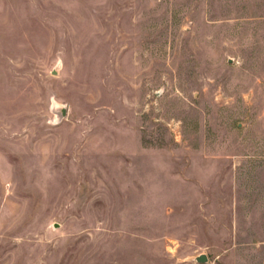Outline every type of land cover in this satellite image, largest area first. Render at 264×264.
Here are the masks:
<instances>
[{
    "label": "rangeland",
    "instance_id": "obj_1",
    "mask_svg": "<svg viewBox=\"0 0 264 264\" xmlns=\"http://www.w3.org/2000/svg\"><path fill=\"white\" fill-rule=\"evenodd\" d=\"M200 254L264 264V0H0V264Z\"/></svg>",
    "mask_w": 264,
    "mask_h": 264
},
{
    "label": "water",
    "instance_id": "obj_2",
    "mask_svg": "<svg viewBox=\"0 0 264 264\" xmlns=\"http://www.w3.org/2000/svg\"><path fill=\"white\" fill-rule=\"evenodd\" d=\"M66 114L65 108H62L59 112V117L64 118ZM194 261L200 264L206 263L207 262V257L204 254H200L199 256L194 258Z\"/></svg>",
    "mask_w": 264,
    "mask_h": 264
}]
</instances>
